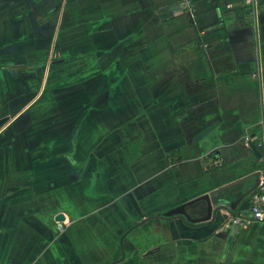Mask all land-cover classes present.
Here are the masks:
<instances>
[{
	"label": "crops",
	"instance_id": "1",
	"mask_svg": "<svg viewBox=\"0 0 264 264\" xmlns=\"http://www.w3.org/2000/svg\"><path fill=\"white\" fill-rule=\"evenodd\" d=\"M192 1L0 0V264H264V0Z\"/></svg>",
	"mask_w": 264,
	"mask_h": 264
},
{
	"label": "water",
	"instance_id": "2",
	"mask_svg": "<svg viewBox=\"0 0 264 264\" xmlns=\"http://www.w3.org/2000/svg\"><path fill=\"white\" fill-rule=\"evenodd\" d=\"M9 121V118H3L0 119V129ZM251 148L254 150V152L260 156V153L257 151V149L254 147V145L251 144ZM260 176L264 175V172L259 173ZM260 184V181L256 187V189L258 188ZM255 189V190H256ZM207 204H208V208H207V215L205 217H199V218H194L191 214H189L186 211V206L185 205H181L179 207H177L176 209H172L166 213H164L161 217L162 219H172V218H180L182 221H184V223L191 225V226H196V225H204V224H210L213 220L216 219L215 215L219 212H229V207L224 204V201H220L218 204H214L212 202H210L207 198H203ZM225 218H227V215H225ZM65 217L63 215H58L57 220L62 222L64 221ZM239 229V226L234 225V228L230 231V234H228V243L232 242L233 237L235 232ZM221 236L226 237L227 235L225 234H221Z\"/></svg>",
	"mask_w": 264,
	"mask_h": 264
},
{
	"label": "built area",
	"instance_id": "3",
	"mask_svg": "<svg viewBox=\"0 0 264 264\" xmlns=\"http://www.w3.org/2000/svg\"><path fill=\"white\" fill-rule=\"evenodd\" d=\"M256 0H246L248 6H252L256 3ZM185 7L190 15L194 14V2L192 0H183ZM261 133L258 138V146L264 149V120L260 125ZM251 141L250 137H246V144ZM251 222H259L264 225V175L260 180L258 188L253 192L251 196V206L249 217H243L242 215L233 218L232 223L240 228L247 227Z\"/></svg>",
	"mask_w": 264,
	"mask_h": 264
},
{
	"label": "rangeland",
	"instance_id": "4",
	"mask_svg": "<svg viewBox=\"0 0 264 264\" xmlns=\"http://www.w3.org/2000/svg\"><path fill=\"white\" fill-rule=\"evenodd\" d=\"M2 52H3V51H2ZM4 53H5L6 56L11 54L10 52H4ZM0 54H1V53H0Z\"/></svg>",
	"mask_w": 264,
	"mask_h": 264
}]
</instances>
